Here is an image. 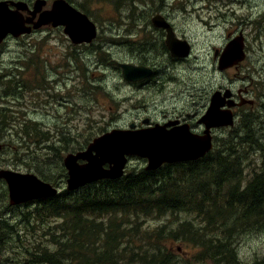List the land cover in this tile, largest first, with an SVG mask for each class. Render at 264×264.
Wrapping results in <instances>:
<instances>
[{"label": "rangeland", "instance_id": "obj_1", "mask_svg": "<svg viewBox=\"0 0 264 264\" xmlns=\"http://www.w3.org/2000/svg\"><path fill=\"white\" fill-rule=\"evenodd\" d=\"M7 1L33 3L35 0ZM144 1L137 2V9L133 15L134 21L128 26H125L127 23L125 17L128 13H134V5L131 8L121 5L119 12L109 3L90 7L89 10L93 17L91 19L99 26L100 31L99 38L92 48L89 45L88 48L75 49L62 31L53 28L20 39L9 37L2 44L0 75L3 77L1 84L6 83V73L8 75L13 73L12 71L15 73L2 89V93L0 91V138L9 143L2 163L10 165L14 158L25 160L24 155L28 151L41 153L37 147L31 149L24 145H17L16 139L22 128L26 133L32 130L33 135H37L38 129L44 126L56 137L57 152L52 151L48 155L51 159V167L57 168L62 183L64 159L68 154L73 153L76 147L80 145L84 147L88 140H93L114 129H129L132 124H135L137 128L152 126L156 123L163 124L169 118L188 123L192 125L193 131L201 133L204 127L198 121L208 110L215 91L220 88L236 91L245 86L249 87L250 95H255L259 101V110L252 111L249 116L251 115L250 120H254L258 125L257 142L261 141L264 144V113L261 107L264 101V52L250 53L248 63L238 73V77H235L231 71H220L219 59L215 57L217 49L223 51L222 48L227 43V33L235 31L238 23L241 22V19L228 13V7L231 8V5L228 6L230 2L212 0V3L206 5L207 13L202 14L201 9L205 5L203 0ZM210 6L212 10H209ZM158 14L168 16L178 34L186 36V40L188 39L187 41L193 45L191 56L180 60L183 62L173 59L169 51H165L159 44V41H164L166 36L152 25V18ZM128 33L133 34L129 43L139 44L143 40L150 41L152 48L148 49V45L143 48L136 45L133 50L129 46L126 48L114 45L116 42H107L110 37H115V35L126 37ZM98 46L101 48L95 53ZM103 51L109 53V56L103 57V60L108 63L115 60L136 66H146L154 70V75L145 80L148 81L147 84L139 87L135 86V83L124 80L118 70L113 66H108V63H104V66L98 69V64L102 62L100 58ZM71 52L79 55L78 67L76 63L70 64L69 62ZM86 64L89 66V73L86 72ZM44 67H47L45 72ZM20 69H28L31 73L21 74ZM79 71L83 74H79ZM86 75L90 79H87ZM16 78L21 85L31 88L35 95L28 94L23 102L13 101L11 104V97L7 96L4 91L6 87L12 86L11 81H16ZM78 78L81 81L76 86L75 81H78ZM89 83L97 85L96 89L93 87L91 94H89ZM100 83L105 86V90L100 89L98 86ZM244 112H249V109L243 111L242 115L240 114L234 128L215 131L214 150L225 146L227 139L229 141L232 138L233 141L236 139L240 133ZM30 118L37 120L38 123ZM146 119L150 120L149 125L144 124ZM103 127H106L107 131L95 136L104 131ZM233 131L235 133L228 137ZM61 132L65 133L66 138H62L65 141L60 142ZM17 146L22 148L19 150ZM34 157L39 158L36 155ZM245 157L247 159L242 161L247 163L244 168L248 178L254 169L250 163L254 162L257 166L261 164L262 159L259 152H250ZM147 165V160L132 157L129 158L126 172L133 170L138 172L146 169ZM3 168L1 167L0 170ZM65 188L66 183L64 187L61 186V191L63 192ZM7 214L11 215V219L7 217ZM106 218L103 217L97 222L106 224ZM1 219L13 222V213L8 212ZM186 220L195 222L198 219H194V216L189 214L179 213L169 218L145 220L142 228L155 230L166 225V230L176 229ZM49 222L45 224V227H52L57 223L50 225ZM68 222H58L60 226L54 233L57 234L59 243L66 240V237L62 236L65 233L64 229L71 227ZM23 228L27 233L25 236L4 238L5 241L10 242L7 250L4 248L0 254V264L3 263L4 258L13 256L11 250L14 254L19 251V257L23 260H18V263H32L33 259L27 255L26 249H31L32 245L36 244L35 234L30 226L24 227L23 225ZM95 237V232L91 231L90 239ZM237 242L236 248L243 264H264V229L243 233ZM51 244L50 240L42 242L45 247ZM167 244L176 250L173 253L176 256L175 264H210L205 260L194 261L193 258L196 254L198 255L201 248L181 241H170ZM56 247L57 251H60V244H56ZM58 258L61 261L64 260L61 255ZM191 258L192 260H189ZM49 261L54 263V260Z\"/></svg>", "mask_w": 264, "mask_h": 264}, {"label": "trees", "instance_id": "obj_2", "mask_svg": "<svg viewBox=\"0 0 264 264\" xmlns=\"http://www.w3.org/2000/svg\"><path fill=\"white\" fill-rule=\"evenodd\" d=\"M67 1L90 17V7L109 3L119 12L121 5L130 8L134 5V13H128L125 17V26H128L134 21L133 15L140 0ZM132 36L131 33L126 37L115 35L107 42H116V46H129L133 50L136 45L142 48L148 45V49L152 48L150 41L129 43ZM159 44L167 51L165 41L161 40ZM100 48L96 47L95 52ZM77 60H80L78 54ZM20 70L21 74L26 73V69ZM46 70L47 67H44V72ZM12 72L10 75L6 73V83L3 84V75H0L2 89L15 74ZM16 79L4 91L11 100H18L17 96L24 89V85ZM92 86L97 88L95 83ZM250 116L245 114L243 117L240 133L234 141L233 138L230 141L227 139L225 146L213 150L198 161L165 164L156 171L133 170L126 172L118 180L100 181L72 192L64 190L47 203L38 204L39 207L36 206L32 212L9 211L15 214L18 221L23 222L24 219L28 222L27 227L30 226L35 234L36 244L31 249H26L27 255L33 259L30 264L45 263L48 260H54L55 264H175L176 256L173 253L176 250L168 246L170 241H181L201 248L193 258L195 262L205 260L210 264H243L236 248L237 239L243 233L264 229V144L257 142L258 125L250 120ZM102 129L104 131L95 136L107 131L106 127ZM38 132L33 135L32 130L26 133L22 128L17 134V145L23 146L28 138L37 139L39 143L47 141L48 135L41 128ZM61 136L60 142L62 138H66L64 132H61ZM0 140L7 144L0 154L1 168L5 167L2 159L7 153L8 141L2 138ZM91 140L72 152L86 149ZM17 148L20 150L22 147ZM50 151L57 152L55 144ZM250 152H259L262 162L257 166L254 162L250 163L254 169L252 176L247 178L244 168L247 163L242 160L247 159L245 156ZM62 170L67 179L64 167ZM0 195L7 196V189L1 182ZM179 213L189 214L198 220H186L178 228L170 230H166V225L155 230L142 228L145 220L169 218ZM51 217L59 218L61 222L69 220L71 225L64 229L62 237H66V240L60 243L55 230L45 227ZM99 217H107L106 224L97 222ZM91 231L95 232V238L90 239ZM26 234L20 225L9 226L1 222L0 254L4 248L7 250L10 242L5 241L6 236L10 239ZM44 240H50L52 244L45 247L42 245ZM56 244H60V251H57ZM11 252L13 256L4 258L2 264H23L18 263V260H23L19 257V251L15 254L13 250ZM59 255L64 260L61 261Z\"/></svg>", "mask_w": 264, "mask_h": 264}, {"label": "water", "instance_id": "obj_3", "mask_svg": "<svg viewBox=\"0 0 264 264\" xmlns=\"http://www.w3.org/2000/svg\"><path fill=\"white\" fill-rule=\"evenodd\" d=\"M46 6V0H36L33 9H30L25 1H1L0 46L9 36L20 38L44 26L55 28L63 26L65 34L75 45L91 44L97 37L99 32L97 25L66 0H55L52 9L44 11ZM24 12L29 14L27 19L23 15ZM37 15L39 20L34 27H27ZM152 24L156 29L166 32V45L173 59H187L191 56V46L187 41L177 38L174 28L165 17L156 15L152 19ZM215 57L219 58L220 71H225L244 62L247 55L239 42H233L222 54L216 53ZM110 66L121 68L124 79L132 83L150 78L154 73L153 69L144 66L117 61H111ZM230 97V91L224 96L221 92H216L212 96L210 107L201 120L206 126L204 135L194 134L187 124L169 122L163 126L157 124L141 130H137L133 124L130 129H115L95 138L86 150L71 153L65 158L64 166L69 175L68 190H77L103 180L122 178L129 158L132 157L147 160L148 171H156L165 164L198 161L204 158L214 148L211 130L235 125L232 113L234 104L227 100ZM225 106H228V109L225 110ZM144 124L148 125L149 121H145ZM2 149L3 146L0 145V151ZM0 179L7 181L10 203L14 206L57 195V190L51 185L33 176L2 170Z\"/></svg>", "mask_w": 264, "mask_h": 264}, {"label": "flooded vegetation", "instance_id": "obj_4", "mask_svg": "<svg viewBox=\"0 0 264 264\" xmlns=\"http://www.w3.org/2000/svg\"><path fill=\"white\" fill-rule=\"evenodd\" d=\"M225 1H229L230 2L228 4V6L231 5V8L228 7V13L231 16L237 17V19H241V22L238 23V26H237L235 31H230V32L227 33V43L222 48L223 51L221 52L220 49H217L215 54L216 53L222 54L231 43L239 42L241 44V46L243 47V51L247 55V58H246V60L244 62H242L238 66H235L233 68H229V69L225 70L227 72L231 71L234 74L235 77H238V73L241 70H243L244 65H246L248 63V60L250 58V55H249L250 53H252V52H264V0H259V1L258 0H225ZM47 2H48V5L46 6L45 10H51L52 0H47ZM203 2H204L205 5H203L204 8L201 9L202 10L201 13L202 14H206L207 13L205 11V10H207V6L206 5H208V3H212V0H203ZM27 3L29 5L30 9H32L33 8L32 2H27ZM247 7H249V8H247ZM195 10H198V9L195 8ZM209 10H212L211 6L209 7ZM23 15H24L25 19H27L29 17L28 12H24ZM163 17H165V19L172 25V27L174 28V31H175V34H176L177 38H179L180 40H183V41H187L188 40V39L186 40V38H185L186 36H181V35L178 34V32L176 31V27L170 22L168 16H163ZM38 20H39V15H37V17L33 20L32 23L27 24V27H29V28L30 27H34V24L37 23ZM50 28L58 29L59 31H62L63 34H64V28L63 27L54 28L53 26H44V27H42L39 30H33L31 32V34H26V35H24L21 38L27 37L29 35L30 36H34L38 32H42L45 29H50ZM156 30L161 31L166 36V32L165 31L159 30V29H156ZM98 38H99V35H98L97 39L95 40V42L98 40ZM69 41H71V40H69ZM164 41H165V46L167 48L166 39ZM95 42L90 44V48H92V46L94 45ZM187 42L189 43V45L191 46V49L193 51V48H192L193 45L191 44L190 41H187ZM87 46H89V45H87ZM87 46L83 44V45H79L78 47L73 45L72 47H74L75 49H78V48H81V47L88 48ZM167 51H168V48H167ZM71 53H72L71 54V59H72L71 62L77 64L78 61L76 60V57L73 54L74 52H71ZM104 56H106V55L103 52V56L100 58L102 62L100 64H98V69L103 67L104 63H108L107 61L103 60ZM177 60L179 62H183V61H180L182 59H177ZM122 63H125V62H122ZM126 64H130V63H126ZM108 66H109V63H108ZM138 66H140V65H138ZM144 67H146V66H144ZM218 67H219V61H218ZM249 67H250V65H249ZM71 68H73V67L71 66ZM147 68H149V67H147ZM115 69H117L118 72L121 74V76L124 77L122 69H120L118 67H116ZM150 69H152V68H150ZM89 70H90L89 66L86 64V72L89 73ZM225 71H222V72H225ZM30 73L31 72L28 69H26V74L29 75ZM79 74L82 75L83 74L82 71H79ZM153 75H154V73H153ZM86 78L90 79L88 75H86ZM147 79H149V78H147ZM147 79H145V80H147ZM102 80L104 81V76H103ZM145 80H143L144 82L141 81V82L135 83V86H139V87L144 86L145 84L148 83V81H145ZM80 81H81V79H79L78 81H75L76 86H78ZM92 85L93 84H90V83L88 85L89 91H90L89 94H91L92 91H93V86ZM98 86L102 87V89L105 90V86L102 85V83L98 84ZM0 91L2 92V88L1 87H0ZM227 91L231 92V97L229 99H227V100L228 101H232V103L234 104V107L232 108V113H233L234 122H235L234 127L236 126V122H237L238 117L242 115L241 113L243 111L249 109V112H244V114H248L249 115L252 111L259 110L258 109L260 107L259 101L255 97V95H250L249 87L245 86L244 88H239L236 91H233V90H231L229 88H220V90L215 91V93L216 92H221L223 94V96H224ZM28 94H30L31 96L35 95L34 91L31 88H28V87H26L24 85V89L22 90V94L17 96L18 100H11V104H13L12 103L13 101H15V102H23V100L25 99L26 95H28ZM211 99H212V97H211ZM263 100H264V97H263ZM210 104H211V100H210ZM209 107H210V105H209ZM261 107L263 108L262 112L264 113V101H263V104L261 105ZM224 109L225 110L228 109V106H225ZM207 111H206V113H207ZM205 114L198 121V123L202 124L203 127H204V130L201 133L193 131L191 129L192 125H190L188 123H182L180 120H171L170 118L168 119L167 122H165L163 124H160V125L163 126V125H165V124H167L169 122H179V125H185V124L189 125L191 132H193L194 134L203 135L206 126H205L204 123H201V120L205 116ZM30 120H32L35 123H38L37 120H35L33 118H30ZM145 121H149V124H150V120L149 119H146ZM157 124H159V123H156L155 125H157ZM155 125H152V127L155 126ZM135 127H136V125H135ZM147 127H149V126H147ZM147 127H145V126H143L141 128H137L136 127V129L137 130H141V129H145ZM234 127H232V128H234ZM41 128H42L43 132L48 135L47 141H43L42 143H39L38 140H34V139H29L28 138L27 141L25 143H23V145L26 148H31V149L33 147L39 148L41 153H39L38 151L32 152V153L30 151H28L24 155L25 160H22L20 158H14V159L11 160L10 165L3 163L5 165V167L2 170H6V171H9V172L12 171V172H14L16 174H22L24 176L36 177L38 180H41L42 182L51 185L54 189H57L58 190V195H59L62 192L61 191V186L64 187V184H65L64 182H66L67 179L64 178V180L61 183V180L59 178L60 177V173L57 172V170H56L57 168L56 167H54V168L51 167V159H50V156L48 155L51 152L50 151L51 147L55 144V139L56 138L44 126H41ZM228 128L232 129L230 127H220V128H213L211 130V136H212L213 144H215V142H216V140H215V138H216L215 131L218 130V129H228ZM0 144L3 145L4 148H3L2 151H4L6 149V146H7L6 142L4 140H2V141L0 140ZM8 148H9V143H8ZM35 155L37 157H39V158L35 159V157H34ZM40 158H41L42 161L40 160ZM66 173L68 175L67 170H66ZM63 175H64V173H63ZM251 176H252V174L250 175V177ZM0 182L7 189V196L6 197H2V199H0V226H1V222H4L5 224H8L9 226L20 225L22 228H23V225H24V227L28 226L29 223L26 222L24 219H23V222L22 221H18L16 219V217H15V214H13V222H11V223L8 222L7 220L1 219V217L3 215H5L6 213H8L9 211H12L13 213H19V212H21L23 210H27V211H31L32 212L36 208L39 207V206H37L38 204L47 203L49 200H51L53 198H56L58 196L57 195L56 197L47 198V199H41V201L40 200H35L33 202L26 203V204L21 205V206H13L9 202V190H8V186H7L6 181L3 180V179H0ZM7 217L9 219H11V215L10 214H7ZM49 221H50L49 222L50 225L55 224L57 222L54 226L49 227L50 229H54L56 231L57 228L60 226V223H58V222H60V219L59 218H55V217H51ZM49 263H51V261H49V260L45 262V264H49ZM53 264H55V263H53Z\"/></svg>", "mask_w": 264, "mask_h": 264}]
</instances>
